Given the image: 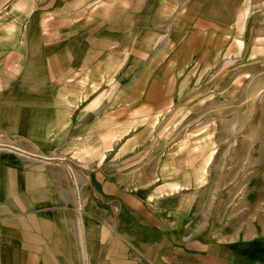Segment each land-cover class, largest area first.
I'll list each match as a JSON object with an SVG mask.
<instances>
[{"label": "crops", "instance_id": "obj_1", "mask_svg": "<svg viewBox=\"0 0 264 264\" xmlns=\"http://www.w3.org/2000/svg\"><path fill=\"white\" fill-rule=\"evenodd\" d=\"M113 1L0 6V145L15 148L0 146V264H264V230H178L185 203L129 183L127 121L106 155ZM119 1L120 16L146 9Z\"/></svg>", "mask_w": 264, "mask_h": 264}, {"label": "rangeland", "instance_id": "obj_2", "mask_svg": "<svg viewBox=\"0 0 264 264\" xmlns=\"http://www.w3.org/2000/svg\"><path fill=\"white\" fill-rule=\"evenodd\" d=\"M141 1L138 17L112 2L111 80L96 82L112 105L106 155L127 121L121 167L134 188L186 204L178 230L262 232L264 0Z\"/></svg>", "mask_w": 264, "mask_h": 264}, {"label": "bare ground", "instance_id": "obj_3", "mask_svg": "<svg viewBox=\"0 0 264 264\" xmlns=\"http://www.w3.org/2000/svg\"><path fill=\"white\" fill-rule=\"evenodd\" d=\"M4 144V143H3ZM9 145H10V143H9ZM4 147V146H3ZM9 147V146H8ZM12 147H14V146H12ZM16 147V146H15ZM23 149V148H22ZM27 152V151H26ZM29 153V152H28Z\"/></svg>", "mask_w": 264, "mask_h": 264}]
</instances>
